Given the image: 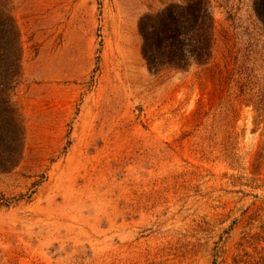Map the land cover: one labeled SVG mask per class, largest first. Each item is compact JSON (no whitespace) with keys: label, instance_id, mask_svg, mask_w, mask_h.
Masks as SVG:
<instances>
[{"label":"rangeland","instance_id":"rangeland-1","mask_svg":"<svg viewBox=\"0 0 264 264\" xmlns=\"http://www.w3.org/2000/svg\"><path fill=\"white\" fill-rule=\"evenodd\" d=\"M11 1L25 145L0 173V264L252 253L241 242L264 223L263 0H211L212 60L159 75L139 20L185 0Z\"/></svg>","mask_w":264,"mask_h":264},{"label":"trees","instance_id":"trees-1","mask_svg":"<svg viewBox=\"0 0 264 264\" xmlns=\"http://www.w3.org/2000/svg\"><path fill=\"white\" fill-rule=\"evenodd\" d=\"M258 15L264 20V3ZM138 30L141 55L152 75L169 68L188 70L205 66L212 60L216 20L211 0L171 3L141 17ZM22 61L21 33L12 1L0 0V173L15 169L24 152L25 127L12 100L23 75ZM241 244L254 251L242 249L243 254L236 255L233 264H264V223L258 232L246 234Z\"/></svg>","mask_w":264,"mask_h":264}]
</instances>
